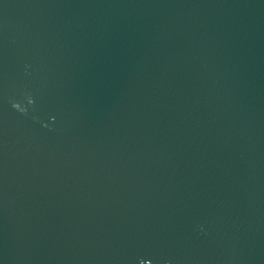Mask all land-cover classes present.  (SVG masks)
<instances>
[{
  "label": "water",
  "instance_id": "obj_1",
  "mask_svg": "<svg viewBox=\"0 0 264 264\" xmlns=\"http://www.w3.org/2000/svg\"><path fill=\"white\" fill-rule=\"evenodd\" d=\"M0 264H264V0H0Z\"/></svg>",
  "mask_w": 264,
  "mask_h": 264
}]
</instances>
